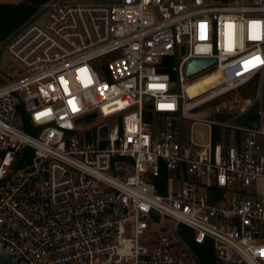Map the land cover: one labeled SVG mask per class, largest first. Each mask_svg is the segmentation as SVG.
<instances>
[{"label": "built area", "instance_id": "1", "mask_svg": "<svg viewBox=\"0 0 264 264\" xmlns=\"http://www.w3.org/2000/svg\"><path fill=\"white\" fill-rule=\"evenodd\" d=\"M42 8L2 48L16 69L0 84V249L14 264H187L182 225L221 264H264L261 103L257 129L227 121V143L211 142V121L205 143L180 134L193 109L264 76V0ZM190 58L215 62L186 77Z\"/></svg>", "mask_w": 264, "mask_h": 264}, {"label": "rangeland", "instance_id": "2", "mask_svg": "<svg viewBox=\"0 0 264 264\" xmlns=\"http://www.w3.org/2000/svg\"><path fill=\"white\" fill-rule=\"evenodd\" d=\"M1 2H20L29 0H0ZM61 3L73 4L76 2H90V3H111L115 0H59ZM42 9V4L38 6V11ZM45 21V13L42 12L37 18L36 23L42 24ZM16 69V63L4 51L0 54V84L8 80V76ZM220 73L216 70L197 79L187 82L185 85L188 90V97H194L200 93L206 92L209 88L215 87L219 81ZM242 78L228 80L225 84L216 87L214 90L206 93V95L198 98L195 102L202 100L214 93L221 92L227 87H230L240 81ZM264 76L256 75L245 84L229 90L216 98L199 105L193 111L189 112L191 118L182 119L180 125L181 141L183 144H190V140L195 143H205L209 138V128L203 122H209L210 129L213 127L215 130L216 138L219 143H227L233 135L234 130L230 127L224 126L227 121L241 113V108L245 107V103L249 100L259 97L261 103V114L264 119V111L262 109V89H263ZM190 80V79H188ZM246 99V102H244ZM195 120V121H194ZM111 125L112 118L106 119ZM236 132V131H235ZM228 133V134H227ZM237 136L239 134L236 132Z\"/></svg>", "mask_w": 264, "mask_h": 264}, {"label": "trees", "instance_id": "3", "mask_svg": "<svg viewBox=\"0 0 264 264\" xmlns=\"http://www.w3.org/2000/svg\"><path fill=\"white\" fill-rule=\"evenodd\" d=\"M38 6L39 4H35L31 0L28 2L0 1V44L22 24L29 20L35 13H37ZM262 109L264 111V79L262 89ZM215 133L216 132L212 127L210 131V139L212 143L217 141ZM177 230L180 239L196 257L197 264H221L217 262L213 256L210 241L205 240L203 243H196L191 238L189 228L181 225ZM187 264L196 263L189 262Z\"/></svg>", "mask_w": 264, "mask_h": 264}, {"label": "water", "instance_id": "4", "mask_svg": "<svg viewBox=\"0 0 264 264\" xmlns=\"http://www.w3.org/2000/svg\"><path fill=\"white\" fill-rule=\"evenodd\" d=\"M35 4H42L46 0H31ZM44 8H42L40 11L35 13L28 22L36 18L38 15H40L43 12ZM5 41L0 45V54L3 48ZM185 52V43L183 42L180 46V55H183ZM214 59L210 58H190L183 64V75L189 76L207 66L214 63ZM96 113L92 112L89 113L83 117H80L76 120V123L78 125L85 124L89 121H91L95 117ZM260 122V100L259 97H256L253 102L249 105L245 111L240 113L239 115L229 119L228 124L235 127H241V128H252L257 129L259 127ZM185 250L187 251L188 255L192 259L193 263L197 264V259L193 255V253L189 250V248L183 244ZM0 264H14L11 257L7 252L0 249Z\"/></svg>", "mask_w": 264, "mask_h": 264}, {"label": "snow or ice", "instance_id": "5", "mask_svg": "<svg viewBox=\"0 0 264 264\" xmlns=\"http://www.w3.org/2000/svg\"><path fill=\"white\" fill-rule=\"evenodd\" d=\"M254 60L257 61V62H260V63H264V61H260L258 57L254 58ZM247 63L251 64L252 62L250 61V62H247ZM253 66H255V65L253 64ZM262 255H264V253H262Z\"/></svg>", "mask_w": 264, "mask_h": 264}, {"label": "bare ground", "instance_id": "6", "mask_svg": "<svg viewBox=\"0 0 264 264\" xmlns=\"http://www.w3.org/2000/svg\"><path fill=\"white\" fill-rule=\"evenodd\" d=\"M185 91H186V93H188V90H187V87H186V85H185Z\"/></svg>", "mask_w": 264, "mask_h": 264}]
</instances>
